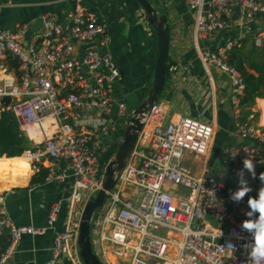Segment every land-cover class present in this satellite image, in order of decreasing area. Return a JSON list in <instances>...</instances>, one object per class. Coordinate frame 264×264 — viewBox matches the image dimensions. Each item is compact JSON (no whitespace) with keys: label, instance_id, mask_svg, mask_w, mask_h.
<instances>
[{"label":"built area","instance_id":"1","mask_svg":"<svg viewBox=\"0 0 264 264\" xmlns=\"http://www.w3.org/2000/svg\"><path fill=\"white\" fill-rule=\"evenodd\" d=\"M11 3H1L0 10ZM187 4L196 12L198 41L211 39L224 28L230 6H237L244 20L264 16V0H187ZM65 18L64 29L53 17L43 16L42 28L31 34L30 21L0 30V100L10 98L6 110L31 142V150L22 156L30 165L46 163V181H70L67 222L54 234L47 264L62 258L81 264L77 228L84 203L100 187L98 155L106 149L103 140L116 128L115 120L126 118L124 104L115 95L119 68L112 55L96 48L107 47L109 41L104 20L80 7L69 9ZM262 37L254 35L253 44L264 45ZM77 44L88 47L76 55ZM238 45L236 39L202 55L204 65H215L228 75L229 100L236 108L244 85L224 60L225 52ZM7 57L17 61L18 76L3 64ZM176 69L169 65L167 71L173 74ZM254 105L246 117L237 114L238 143L222 151V168L232 178L227 182L211 168L194 176L184 165L186 154H205L212 128L185 116L165 122L162 102L152 105L114 190L91 221V244L103 264H110L109 255L121 264H248L244 246L251 237L240 224L248 219L246 201L256 197L252 185L257 184L245 172L252 190L240 202L232 201L230 193L238 187L243 159L249 156L255 168L264 166V98ZM46 120L51 122L47 129ZM29 129L38 140L29 136ZM59 162L64 164L61 169L56 168ZM58 212L59 204L50 206L46 228H52ZM46 228L12 224L5 217L1 195L0 231L7 234L8 244L0 264H11L22 236L41 235ZM228 243L236 251L221 248Z\"/></svg>","mask_w":264,"mask_h":264},{"label":"crops","instance_id":"2","mask_svg":"<svg viewBox=\"0 0 264 264\" xmlns=\"http://www.w3.org/2000/svg\"><path fill=\"white\" fill-rule=\"evenodd\" d=\"M148 2L159 16L166 17L169 27L167 64L177 67L173 74H167L166 85L159 99L166 113L165 122L171 121L175 116H185L212 128V136L205 154L185 155L184 165L194 176H198L206 167L212 169L216 162L221 165L223 149L238 143L234 130L236 116L240 113L238 106L237 108L232 106L229 100L231 86L228 75L215 65H204L202 55L215 52L229 41L236 39L239 42L246 39L251 41L258 33H261L264 39V16L256 14L249 20H244L240 18L239 8L230 6L225 16L224 28L213 38L198 41L194 30L196 12L189 8L187 0H148ZM74 7L93 13L107 25L109 36L107 53L112 55L122 74L115 87L116 99L124 104V107L128 105L134 110L147 94L157 58L155 31L147 24L146 16L136 0L13 2L6 4L0 10V30L11 29L20 21L33 23L38 16L53 17L64 29L67 25L65 13ZM31 32L30 29L29 33ZM86 47L88 45L77 44L76 55L82 54ZM96 48L98 49L97 46ZM12 60L7 57L2 62L10 72L18 76L17 69L14 70L10 66ZM117 121L115 120L116 128L110 133L105 144L106 149L100 152L105 156L102 166H98L101 171L109 151L115 145L112 139L119 130ZM215 142L218 144V149L217 154L213 156ZM23 158L12 160L19 162L24 160ZM44 165L41 166L45 168ZM63 166L64 164L59 162L56 168L61 169ZM30 170L31 173L23 185L13 186L0 193L4 198L5 217L16 226L46 228L50 206L59 204V212L52 228H46L43 234L21 237L11 258V264H47L54 234L65 229L68 218L70 181L45 180L42 184L30 187L29 179L34 173V170L31 168ZM220 170L218 177L225 182L230 181L231 178L223 170L222 165ZM122 195L126 197L128 194ZM109 251L110 249L105 253L110 254ZM109 256L110 264H121L112 255ZM57 264H71V262L62 258Z\"/></svg>","mask_w":264,"mask_h":264},{"label":"water","instance_id":"3","mask_svg":"<svg viewBox=\"0 0 264 264\" xmlns=\"http://www.w3.org/2000/svg\"><path fill=\"white\" fill-rule=\"evenodd\" d=\"M36 0H0L6 2H24ZM146 16L147 24L153 28L156 34L157 58L154 64L152 78L145 98L134 108L125 106L126 121L122 128V134L113 136L114 147L109 151L107 161L101 171L99 190L94 196L90 197L83 205L78 222L76 247L78 258L81 264H103L93 251L91 244V221L94 215L102 209L109 194L114 190L117 181L129 160L138 138L144 127L143 117L152 105L160 99L166 85V65L169 54V27L165 16H159L156 10L149 4L148 0H136ZM42 28V17L34 19L30 29ZM98 52H107V47H98ZM122 74H120V77ZM10 104L9 97L0 100V108L7 109ZM69 124V122H67ZM107 140H103V145ZM255 176L253 181L261 185L259 175L264 173V166L254 169ZM264 186V185H263ZM210 219L209 217H207Z\"/></svg>","mask_w":264,"mask_h":264},{"label":"trees","instance_id":"4","mask_svg":"<svg viewBox=\"0 0 264 264\" xmlns=\"http://www.w3.org/2000/svg\"><path fill=\"white\" fill-rule=\"evenodd\" d=\"M225 64L236 70L244 89L239 99L238 109L241 116L248 114L258 99L264 98V45L257 47L252 39L242 40L225 52ZM10 66L16 70L17 61H10ZM166 65V76L168 74ZM31 150V142L25 133L20 130L13 115L6 109L0 108V193L13 186L23 185L29 177L28 186L32 187L45 182L47 170L39 165H30L27 160L15 161L14 158L24 157L22 154ZM263 185H252L258 192ZM1 196V194H0ZM8 244L6 233H0V254Z\"/></svg>","mask_w":264,"mask_h":264},{"label":"clouds","instance_id":"5","mask_svg":"<svg viewBox=\"0 0 264 264\" xmlns=\"http://www.w3.org/2000/svg\"><path fill=\"white\" fill-rule=\"evenodd\" d=\"M242 165V169L237 171L238 187L230 193V199L234 202H240L252 190L244 178L245 172L249 176L256 175L254 172L256 165L252 157L247 156L243 159ZM259 180L261 185H264V173L259 175ZM246 204L248 210L245 212V216L248 219L243 220L240 227L251 237L250 243L244 246L247 248V262L248 264H264V187L259 188L255 198L249 196ZM220 234L219 231V236ZM221 248L231 250L232 253L236 251L235 246L231 243Z\"/></svg>","mask_w":264,"mask_h":264},{"label":"rangeland","instance_id":"6","mask_svg":"<svg viewBox=\"0 0 264 264\" xmlns=\"http://www.w3.org/2000/svg\"><path fill=\"white\" fill-rule=\"evenodd\" d=\"M126 121V119L125 118H123V119H118V123L119 124H117V127L119 128V130L117 131V134L120 136L121 134H122V128L124 127V122ZM108 139V138H107ZM217 149H218V144L215 142V145H214V149H213V152H212V155L213 156H215L217 153ZM104 157L105 156H103L101 153L98 155V166L99 165H101L102 166V163H103V161H104ZM107 161V160H106ZM106 161H105V163H106ZM104 163V164H105ZM100 167V166H99ZM104 168V167H103ZM102 169V168H101ZM221 165L219 164V163H214V165H213V168H212V171H213V174L216 176V177H218V175L220 174V172H221ZM231 180H232V178H231ZM234 181V180H233Z\"/></svg>","mask_w":264,"mask_h":264},{"label":"bare ground","instance_id":"7","mask_svg":"<svg viewBox=\"0 0 264 264\" xmlns=\"http://www.w3.org/2000/svg\"><path fill=\"white\" fill-rule=\"evenodd\" d=\"M50 124H51L50 120H46V121L44 122L45 129H47V126H49ZM29 136H30L31 138H34V140H38V138H37V133H36L33 129H29ZM23 159H24V160H27V161L29 162V159L26 158L25 156H24Z\"/></svg>","mask_w":264,"mask_h":264}]
</instances>
